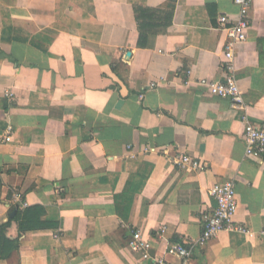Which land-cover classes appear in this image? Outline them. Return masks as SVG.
<instances>
[{
    "label": "crops",
    "instance_id": "1",
    "mask_svg": "<svg viewBox=\"0 0 264 264\" xmlns=\"http://www.w3.org/2000/svg\"><path fill=\"white\" fill-rule=\"evenodd\" d=\"M138 6L174 13L145 48ZM238 15L235 0H0V264H150L132 233L157 256L198 239L226 181L235 222L264 230V164L243 142L246 118L264 120V0L234 51L243 102L195 84L225 80L219 18ZM194 255L264 264V237L223 231Z\"/></svg>",
    "mask_w": 264,
    "mask_h": 264
},
{
    "label": "built area",
    "instance_id": "2",
    "mask_svg": "<svg viewBox=\"0 0 264 264\" xmlns=\"http://www.w3.org/2000/svg\"><path fill=\"white\" fill-rule=\"evenodd\" d=\"M235 3L239 7V15L236 19L232 20L227 16L219 18L221 28L227 35L222 64L226 72L225 80L217 82L199 79L195 81V84L204 87L213 96L230 99L234 105H239L243 102V98L236 77L234 51L237 46L244 44L248 39L253 0H235ZM190 83L189 80L186 82V85H190ZM154 86L155 84H151V87ZM6 97L13 100L12 92H6ZM140 98L142 99L143 96L141 95ZM11 141L12 128L9 127L7 134L3 138V142L10 143ZM243 142L246 157L264 164V120L260 123H253L246 118L244 122ZM174 163L183 170L190 172H202L206 170V166L199 159L189 155L177 157ZM209 194L215 200L216 208L214 211L205 212L202 215L203 229L198 239L190 243H170L165 254L157 256L152 253V242L144 237L141 230H135L128 242L130 251L138 254L144 261L150 264H198L195 260L194 251L205 247L223 231L241 233L248 238L256 236L264 237V230L256 232L245 225L235 222L239 201L233 181L216 184L209 190ZM21 198V194L14 196L16 201H21ZM158 231L163 234L165 232L164 226H160ZM168 257L176 259L177 263L171 262L168 260Z\"/></svg>",
    "mask_w": 264,
    "mask_h": 264
},
{
    "label": "trees",
    "instance_id": "3",
    "mask_svg": "<svg viewBox=\"0 0 264 264\" xmlns=\"http://www.w3.org/2000/svg\"><path fill=\"white\" fill-rule=\"evenodd\" d=\"M135 18L139 32V47H148L150 37L163 34L173 22V11H163L138 6L135 8Z\"/></svg>",
    "mask_w": 264,
    "mask_h": 264
}]
</instances>
